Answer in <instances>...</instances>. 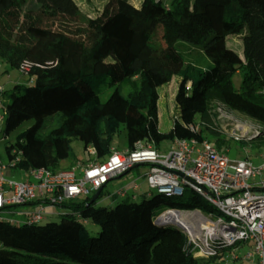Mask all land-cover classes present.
I'll return each mask as SVG.
<instances>
[{"label":"trees","instance_id":"1","mask_svg":"<svg viewBox=\"0 0 264 264\" xmlns=\"http://www.w3.org/2000/svg\"><path fill=\"white\" fill-rule=\"evenodd\" d=\"M232 34L240 36L241 54L228 46ZM194 49L210 64L186 62L185 53ZM0 58L16 69L24 59L56 61L21 73L32 84L1 103L2 136L32 120L5 146L9 160L12 149L19 155L11 167L17 171L58 170L69 155L70 135L84 149L94 147L101 162L112 151L109 136L119 124L127 149L137 141L208 140V134L223 131L214 122L218 103L259 124V132L242 139L264 149V0H106L83 20L76 0H0ZM237 70L242 84L232 89L230 77ZM100 74L116 86L105 100L92 84ZM175 75L191 93L183 121L175 119L161 132L153 116L141 118V108L151 107L155 89ZM125 79H134L126 96L119 90ZM101 192L92 202L89 195L58 204L64 210L57 221L0 218V264H204L186 249L177 226L153 221L160 207L218 213L195 192L175 200L149 191L139 201L123 198L112 207L96 206ZM88 220L98 225L96 236L89 235ZM219 256L206 261L217 264Z\"/></svg>","mask_w":264,"mask_h":264},{"label":"built area","instance_id":"2","mask_svg":"<svg viewBox=\"0 0 264 264\" xmlns=\"http://www.w3.org/2000/svg\"><path fill=\"white\" fill-rule=\"evenodd\" d=\"M55 59L34 61L24 59L18 70L27 73L33 66H49ZM2 87L0 86V91ZM217 105H222L218 103ZM1 107V104H0ZM225 107V106H224ZM191 129L194 125L190 124ZM261 130L256 127L247 133L230 134L235 139L248 138ZM4 164L0 160V218L9 221L40 222L47 215L49 206H57L69 199L91 195L103 188L108 181L123 175L139 163L149 165L145 173L150 189L166 196L179 197L190 188L218 213L200 208H165L153 217V221L169 220L185 236V247L194 257L210 258L220 255L217 264H264V151L256 156L245 150V157L230 158L208 140L176 138L170 149L159 152L146 141L135 142L132 149L113 150L103 161L95 160V148L87 152L94 159L83 164L52 171L44 167L24 171L25 180L5 178V171L18 161L19 155ZM254 159H259L255 164ZM133 181L127 188H120L114 195L124 197L130 189H138ZM33 205L25 211H13L18 205ZM17 212L24 219L9 217ZM248 248L239 253V247ZM225 251L230 252L224 260Z\"/></svg>","mask_w":264,"mask_h":264},{"label":"rangeland","instance_id":"3","mask_svg":"<svg viewBox=\"0 0 264 264\" xmlns=\"http://www.w3.org/2000/svg\"><path fill=\"white\" fill-rule=\"evenodd\" d=\"M134 3L137 0H133ZM164 3L169 4L172 0H162ZM81 9L82 20L88 16L94 15L98 9H101L106 0H76ZM238 34H232L229 38L228 46L234 49L238 53H242V41ZM37 61V60H34ZM185 61L192 62L200 67H205L210 64V59L202 55L199 50L194 49L190 53H185ZM242 72L237 70L232 73L230 77L229 87L232 89L240 88L242 84ZM134 79H125L119 84V90L122 95L126 96L128 92L133 87ZM181 77L179 75L173 76L169 83L163 84L155 89V102L149 108H141V118L144 119L147 113L154 117L157 127L161 132H167L171 129L175 119L183 121V116L188 105V98L191 93V89H188L189 84L181 85ZM19 83L18 88L15 85ZM32 81L26 74H21V72L16 68H11L4 60L0 58V86L2 90L0 91V104L6 103L9 100V94L13 91L22 92L25 86L31 85ZM92 84L94 89L99 93L100 98L105 100L111 92L116 88L115 85L109 84V77L107 74H100L92 79ZM214 122L219 130H223L220 135L210 133L207 135L209 142L217 146L221 152H224L230 158H243L245 157V150H247L251 155L256 156L260 151L264 149H257L252 143L245 141L244 139L236 140L230 134L233 129L236 133H247V131H252L256 127V123L247 119L240 114L228 110L222 105H216L213 110ZM3 109L0 107V160L4 163H8V155L5 151V146L14 143L19 135L32 124V120H26L21 123L17 128L12 130L7 136H2L3 129ZM195 124L199 123V117L196 115L194 118ZM109 144L113 150L124 151L127 149V137L126 130L123 124H119L114 131L109 136ZM172 144V140H162L158 144H151V146L159 152H167ZM66 149L69 151V155L62 159L59 163V169L69 168L74 166L77 162H85L93 160L94 157L90 156L87 149L83 148V143L76 136L70 135L65 142ZM254 163L258 164L259 159H254ZM149 168L148 164L139 163L136 166L129 169L120 177L108 181V183L103 187L100 197L96 202V206L112 207L115 204L122 202L124 199L118 195H114L116 191L120 188H127L134 180L139 184V189H144L146 191L155 192V190L150 189L146 182L145 173ZM5 178L18 181L25 180L27 176L21 171L16 169H7L5 171ZM192 192L190 188H185L183 196H187ZM91 193L90 196H92ZM179 197L174 198L175 200ZM140 200V196L136 201ZM56 209L55 215L45 216L40 222L45 223L48 221H57L59 219L57 213L63 212L59 206H52ZM31 206L29 205H18L12 207L13 211H25L29 210ZM165 208H158L154 212V217L157 213L164 210ZM183 209V208H181ZM7 216L16 219H24L25 216L17 213H6ZM85 227L89 235L96 236L99 232V227L91 221H86ZM248 247L243 245L239 247L238 252L243 253ZM230 256L229 251H225L224 257L228 259ZM204 264H213V262L206 261L202 259ZM218 263V260H215ZM245 264H249L245 262Z\"/></svg>","mask_w":264,"mask_h":264},{"label":"crops","instance_id":"4","mask_svg":"<svg viewBox=\"0 0 264 264\" xmlns=\"http://www.w3.org/2000/svg\"><path fill=\"white\" fill-rule=\"evenodd\" d=\"M90 161V160H89ZM89 161H85V162H82L83 164H85V163H88ZM103 189V188H102ZM147 192H149V191H146V190H144V189H130L129 191H128V195H126V196H124V197H122V198H124V199H129V200H136L139 196H141V194H143V193H147ZM29 206H31V208H33V205H29ZM30 208V209H31ZM55 211H56V209L55 208H53L52 206H49L48 208H47V215L46 216H48V215H55Z\"/></svg>","mask_w":264,"mask_h":264},{"label":"water","instance_id":"5","mask_svg":"<svg viewBox=\"0 0 264 264\" xmlns=\"http://www.w3.org/2000/svg\"><path fill=\"white\" fill-rule=\"evenodd\" d=\"M100 191H101V188H99L98 190L95 191V193L91 196V202L96 199V197L98 196ZM154 223L157 224V225L172 224L169 221H161V222H155L154 221Z\"/></svg>","mask_w":264,"mask_h":264},{"label":"bare ground","instance_id":"6","mask_svg":"<svg viewBox=\"0 0 264 264\" xmlns=\"http://www.w3.org/2000/svg\"><path fill=\"white\" fill-rule=\"evenodd\" d=\"M166 221H169V220L166 219Z\"/></svg>","mask_w":264,"mask_h":264}]
</instances>
